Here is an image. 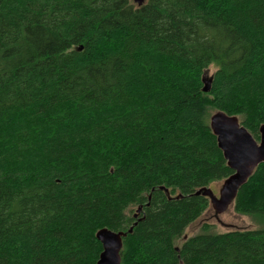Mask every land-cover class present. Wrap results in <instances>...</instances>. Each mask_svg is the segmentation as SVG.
Returning a JSON list of instances; mask_svg holds the SVG:
<instances>
[{
  "label": "trees",
  "instance_id": "1",
  "mask_svg": "<svg viewBox=\"0 0 264 264\" xmlns=\"http://www.w3.org/2000/svg\"><path fill=\"white\" fill-rule=\"evenodd\" d=\"M219 111L260 141L264 0H0V264H97L104 228L122 264H264V229L177 246L234 173ZM233 206L264 220V163Z\"/></svg>",
  "mask_w": 264,
  "mask_h": 264
},
{
  "label": "water",
  "instance_id": "2",
  "mask_svg": "<svg viewBox=\"0 0 264 264\" xmlns=\"http://www.w3.org/2000/svg\"><path fill=\"white\" fill-rule=\"evenodd\" d=\"M138 6L144 5L146 0H132ZM204 92L210 91L211 81L204 80ZM211 129L217 136L220 149L223 151L228 166L234 173L224 181L220 197L217 198L210 189H203V194L210 199L217 214L226 212L234 203L239 190L246 184L255 168L264 163V125L260 129V141L241 125L239 119L223 111L211 117ZM141 209L138 210V215ZM133 228L129 230L131 233ZM124 232H113L107 228L97 233L98 240L103 245V252L97 264H122L121 251L124 243Z\"/></svg>",
  "mask_w": 264,
  "mask_h": 264
},
{
  "label": "rangeland",
  "instance_id": "3",
  "mask_svg": "<svg viewBox=\"0 0 264 264\" xmlns=\"http://www.w3.org/2000/svg\"><path fill=\"white\" fill-rule=\"evenodd\" d=\"M214 71V67L210 68L208 76H211ZM223 185L224 181H216L213 182L208 189H210L213 194L219 198ZM262 229H264V220L260 217L240 215L235 212L233 204L226 210V212L217 214L213 204L210 203L209 209L203 214V216L185 230L182 238L177 241V246L181 247L186 239L204 233L223 234L234 230Z\"/></svg>",
  "mask_w": 264,
  "mask_h": 264
}]
</instances>
